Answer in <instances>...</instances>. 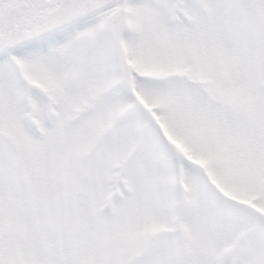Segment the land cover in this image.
Here are the masks:
<instances>
[{"label": "snow or ice", "instance_id": "6c2138e0", "mask_svg": "<svg viewBox=\"0 0 264 264\" xmlns=\"http://www.w3.org/2000/svg\"><path fill=\"white\" fill-rule=\"evenodd\" d=\"M0 264H264V0H0Z\"/></svg>", "mask_w": 264, "mask_h": 264}]
</instances>
